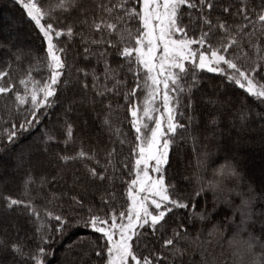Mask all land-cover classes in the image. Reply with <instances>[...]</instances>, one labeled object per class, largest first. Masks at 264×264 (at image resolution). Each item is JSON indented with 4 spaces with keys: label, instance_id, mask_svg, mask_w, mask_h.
I'll return each instance as SVG.
<instances>
[{
    "label": "snow or ice",
    "instance_id": "snow-or-ice-1",
    "mask_svg": "<svg viewBox=\"0 0 264 264\" xmlns=\"http://www.w3.org/2000/svg\"><path fill=\"white\" fill-rule=\"evenodd\" d=\"M15 2L36 32L42 56L31 48L13 45L11 59L0 68V96L9 101L4 104L5 115L0 116V121L9 125L0 130V142L15 143L30 134L54 107H61V114L50 120L41 134V150L47 153L51 144L62 143L65 148L71 144L73 151L56 153L61 165L79 164L84 178L93 183L111 181L116 172L112 167L115 147L104 151L101 163L94 148L84 147V137L76 133V125L68 117L80 104L94 107L97 98L118 95L124 101L128 133L113 125V114L118 116L120 105L108 102L102 123L118 138L123 137L119 139L121 145H129L125 159L130 162L121 166L129 170L130 178L124 205L110 204L114 193L102 197L103 207L86 204L79 193H74L69 196L67 211L43 208L42 217L31 189L43 187L49 180L46 175L35 176L29 167L21 196L0 191V205L9 211L22 209L42 221V226L35 228V237L29 242L21 241L18 232L10 238L5 229V234H0V264H50L57 236L72 228L89 229L103 241L93 246L96 259L91 264H177L193 252L199 253V264H222L210 252L220 245L211 239L213 232L229 246L242 244L252 255V264H264V211L255 209L257 199L264 201V182L253 187L236 157L213 158L206 147L198 149L201 137L207 138L218 128L217 118L210 116L201 127L184 111L191 110L193 90L207 72L218 74L225 86V93L210 103L223 109L221 116H235L233 127L248 131L257 115L264 122V6L257 10L240 0L235 16L243 23H230L211 16L212 0H97L94 13L80 0ZM223 11L231 14L230 8ZM74 15L80 19H72ZM85 30L93 35L85 37ZM77 39L83 45V59L94 57L96 63L77 67L73 77L66 44ZM13 63L26 65L25 72L14 74ZM100 65L102 71L97 74ZM72 79H78L79 87L85 93L91 90L93 96L69 99L65 104L62 96ZM229 88L239 94L228 98ZM261 133L264 135V124ZM185 139L193 142L194 161L189 159L187 165L191 175L170 171L173 146ZM25 163L21 153L15 168ZM0 179H4L2 174ZM179 181L187 182L186 193L178 187ZM242 181L246 188L243 193L237 191ZM230 183L234 185L231 188ZM73 185H81L80 175L74 176ZM225 191L241 196L240 204L222 195ZM208 192L213 194L211 206ZM59 198L52 193L48 203ZM220 204L232 208L233 214L214 221ZM76 208L87 215H79ZM181 212L183 218L174 227L169 225V220ZM207 224L212 227L206 233ZM224 233H230L226 240Z\"/></svg>",
    "mask_w": 264,
    "mask_h": 264
},
{
    "label": "trees",
    "instance_id": "trees-1",
    "mask_svg": "<svg viewBox=\"0 0 264 264\" xmlns=\"http://www.w3.org/2000/svg\"><path fill=\"white\" fill-rule=\"evenodd\" d=\"M48 2L57 3L58 0H48ZM96 2L97 0H80V3L83 6L88 7L92 13L95 12ZM212 2L214 3V8L211 12V16L213 18L228 19L230 23H243L239 17L235 16V9L239 6L240 0H212ZM244 2L248 4L249 8L254 7L257 10H259L261 6H264V0H244ZM226 7L230 8L231 14L225 13L223 11V9ZM4 14L9 18L0 20V68L5 66L4 62L11 59L10 53L13 51V45L31 48L34 50L35 54L42 56V53L39 51L40 41L37 38V34L33 30L31 24H29L20 7L16 4L15 0H0V17L2 18ZM195 14V11H193V16H195ZM13 18H17L19 20L17 32L20 35L22 34L25 36V38H22V41L15 39V37L10 32H6L5 30V28L10 27ZM72 19L78 20L80 17L74 15ZM256 27L259 28L260 25L257 23ZM83 35L85 37H91L93 34L88 30H85ZM112 39L115 40L116 37L113 36ZM66 47L68 48L67 59L70 65L69 71L73 77L76 76L75 70L77 67H90L96 63L94 57L90 58L89 61H85L83 59L81 54L83 45L78 39L67 42ZM93 50L95 51L94 46ZM115 63L116 61L113 58V66H115ZM26 67V65L17 66L15 63H13L11 71L14 74L21 75L25 72ZM126 67L127 66L125 65V70ZM96 71L97 74H99L102 71V65L97 66ZM44 74H46V70L41 73V75ZM121 75L123 76L124 72H121ZM126 78L129 83H131V75L128 74ZM89 79H91V77H89ZM218 85H220L221 88H219ZM108 86L111 87L112 85L109 84ZM214 88L219 91L217 94L218 97L222 93H225V86L223 85L219 75L205 72L203 74V78L200 80L198 88L193 90L191 110H184L185 115H192L195 117V123L199 124L201 127L204 125L205 121H207L210 116H212L211 112L213 110L211 106L204 104L203 100L205 98H209L210 90ZM238 94L239 93L232 88L227 89L228 98H235V96ZM92 96L93 92L91 90H88V92L85 93L79 87L78 79H72L69 81V85L66 87L62 99L66 104L69 99L75 98L79 100L81 97L87 98ZM108 102H111L113 106L120 105L118 116L113 114V125L114 127H122L123 131L127 134L128 127L127 121L124 119V101L118 95H108L102 100L97 98V102L94 107L90 104H80L74 108L73 112L69 114L68 118L76 125V133H78L79 136L84 137V147L86 149L94 148L99 153L101 163H104V151L115 147L116 152L112 157V167L116 169V172L114 174V179L111 181L93 183L84 178V169L79 164H70L67 166L61 165L59 160L56 158V153L73 151L74 146L71 144L67 148H65L62 143L51 144L48 146L47 153L41 150V134L45 131L46 126H49V121H55L57 116L61 114V107H54L43 117V122H39L31 130L30 134L18 138L15 143L7 144L6 141L0 142V171H2V173H5L6 169H8V166L9 168L12 167L11 160L13 157H11V155L13 156L15 151L21 150V153L25 154V156L31 154L30 158L33 164L32 168H30L33 174L37 177L41 175H46L48 177L49 182L43 187H33L31 189V198L34 199V203L36 204L37 208L41 210L42 217L43 208H49L50 210H55L57 212L63 208L65 211H67L70 203L69 196L74 193H79L85 200L86 204L91 202L96 207H103V204L101 203L102 197H106L111 193H114V198L112 201H110V204L114 203L117 207L125 204L126 181L130 177L128 175L129 170L123 168L121 165L123 163L130 162L129 160L125 159L129 155V145L127 143L121 145L119 143V139H122L123 137L118 138L112 130L106 128L102 123L107 113L105 105ZM5 103H9V101L4 100V97L0 96V116L5 115ZM92 112H96V116H93ZM215 116L218 121V128L215 130V132L209 134L207 138L202 136L197 148L199 149L200 147H206L211 152L213 158L225 156L231 158V153H234V155H237L236 158L240 163V167L243 170L246 180L251 181L253 187L260 185L262 182H264V169L262 175L260 176V174L257 172L258 162L253 160V157L256 156L255 154H257L256 157H258V154H260L259 152L261 150L257 147L255 148L252 145H248L245 141L246 138H251L253 133H249V131L241 132L238 127H233V124L235 123L234 115L227 116V118L224 116H219V114H215ZM16 119L19 120V117H16ZM85 120L87 121L86 125L83 123ZM181 123H185V120L181 119ZM229 124H231V128ZM262 124H264V122L260 121L257 115V118L251 122L250 128L257 129L258 132H261ZM8 127V124H4L2 121H0V130ZM57 136L58 139H63L59 133ZM262 136L264 137V135ZM34 137L37 139L36 141L32 140ZM128 140H131L130 134L128 135ZM192 146L193 142L191 139L177 141V143L173 146L172 152L170 153V160L173 165L172 169H170L171 172L180 173L178 170V162L180 159L184 160V158L187 157L188 159H192L194 161L195 154L192 153ZM260 148L264 149V143ZM112 167H109L110 174H112ZM28 169H24L19 176H12V180L9 178V182L11 181L9 184L7 182H3L2 179H0V191H8L12 192L14 195L21 196L23 193V180ZM75 175L81 176L82 186L73 185V179ZM53 176H56V180L54 181L51 180V177ZM177 179L179 178L177 177ZM233 186V184H229V188ZM178 187L184 190L185 193L188 190L187 182L184 181H179ZM237 191L241 193L246 191L245 183L243 181L241 182ZM52 193L59 194L60 198L53 200L50 204L48 203V199L51 197ZM222 195L227 196L228 199L234 204H240L241 196L236 195L234 192L228 193L225 191L222 193ZM212 198V192H208L207 199L209 201V206H211L210 202L212 201ZM218 207L220 210L219 215L213 217L214 221H218L225 216H230L233 214V209L226 206L225 204H220ZM0 208L3 209V213L0 214V234H5L4 230L7 229L6 234L10 238L14 237L18 232L19 238L23 242H29L34 239V230L35 228L42 226V221H36L34 217L25 213L22 209L9 211L4 209L2 205H0ZM255 209L257 212L264 211V201L257 199L255 201ZM75 211L81 216L87 215V213L82 209L76 208ZM13 216L17 217L16 221H11L14 219ZM182 218L183 213H177L176 217L169 220V225L174 227L175 223ZM51 223L54 224L55 222L51 221ZM204 227L205 232L207 233V230L211 229L212 225L207 224ZM258 228L259 226H257V235H259ZM97 235L98 234H95L91 230L85 228H72L66 230L63 235L57 236L55 243L52 245L53 249L55 250V256L49 258L50 264H83L76 255V252H82L84 250H88L87 252L89 257L95 260L96 257L92 251L93 246L103 243V241H98L96 239ZM229 235L230 233H224V239L226 240ZM211 239L214 243L217 241L220 242L219 246H214L210 249V252H212V254L216 257L217 261L222 262V264H252L253 257L242 244H234L233 246H229L227 243L221 241L220 237L215 232H213ZM148 240L149 242L152 241L150 234ZM83 244H87L86 248H84ZM72 247L76 248H73L72 252L69 253V258L72 257L71 259L73 260L67 261L63 257V252L68 248L72 249ZM257 252H260L259 247H257ZM199 261V253L193 252L191 256L185 255L182 259L177 260V264H199Z\"/></svg>",
    "mask_w": 264,
    "mask_h": 264
},
{
    "label": "rangeland",
    "instance_id": "rangeland-1",
    "mask_svg": "<svg viewBox=\"0 0 264 264\" xmlns=\"http://www.w3.org/2000/svg\"><path fill=\"white\" fill-rule=\"evenodd\" d=\"M9 17H7L5 14L2 16V18L0 17V20H5V19H8ZM18 26H19V20L17 19V18H13V20H12V22H11V24H10V27H8V28H5V30H6V32H10L14 37H15V39H17V40H19V41H22L23 39L22 38H25V36L24 35H20L18 32H17V28H18ZM218 87L219 88H221L220 87V85H218ZM218 90H216L215 88L214 89H212V90H210V93H209V98H205L204 100H203V103L204 104H206V105H209V106H211V108H212V112H211V115H218L219 114V116H221L220 115V113L223 111V109H221V108H217L215 105H213V104H211L210 103V101L212 100V99H215L216 97H218L217 96V94H218ZM213 96H215V97H213ZM96 112H92V115L93 116H96ZM255 118H257V116L255 117ZM231 123V122H230ZM229 126H230V128H231V124H229ZM249 133H253L252 134V137L251 138H249V139H245V141H246V143L248 144V145H252V146H254L255 148L257 147L258 149H260L261 151L259 152L260 154H258V157H256L257 156V154H255L256 156L255 157H253V160H255V161H257L258 162V165H257V172L260 174V176L262 175V173H263V169H264V156H263V151H264V149L263 148H260V147H262V145H263V143H264V137L262 136V133L261 132H258L257 131V129H253V128H250L249 130ZM228 132V131H227ZM228 134V133H227ZM33 141H36L37 139L34 137L33 139H32ZM33 144V143H32ZM30 153V152H29ZM14 155L12 156L11 155V157H13V159L11 160V165H12V167H10L9 168V166H8V169H6V171H5V173H2V171H0V174H2L3 175V177H4V179H2V181L3 182H5V180L7 181V183L9 184L10 182H9V178H10V180H12L13 179V177H16V176H19L20 174H21V172L25 169H28L29 167H31L32 168V162H31V154H29V155H26L25 156V154H24V158H25V160L27 161V163H25L24 164V166L22 167V168H20V169H16L15 168V161H16V157L18 156V155H20L21 154V150H18V151H15V153H13ZM29 156V157H28ZM236 157L237 155H234V153H231V155H230V157ZM191 157V156H190ZM188 158L187 157H185L184 158V160H179V162H178V170H179V172L180 173H183L184 175H191V170L190 169H188V167H187V165H188ZM256 166V165H255ZM1 169V168H0ZM264 174V173H263ZM13 176V177H12ZM258 180V179H257ZM1 213H3V209L2 208H0V214ZM0 217H1V215H0ZM14 217V216H13ZM16 219H17V217H14V219H12L11 221H13V220H15L16 221ZM84 245V244H83ZM86 246H87V244H85L84 245V248H86ZM73 248L74 247H72V249L71 248H68V249H66L64 252H63V257L67 260V261H72L73 259H71V258H69L70 256V254L69 253H71L72 252V250H73ZM74 249H76V248H74ZM88 251V250H87ZM87 251H82V252H76V255L78 256V258H79V260L83 263V264H91V261H94L92 258H90L89 257V255H88V252Z\"/></svg>",
    "mask_w": 264,
    "mask_h": 264
}]
</instances>
